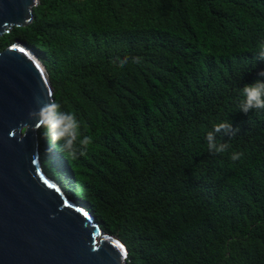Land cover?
<instances>
[{"label":"trees","instance_id":"16d2710c","mask_svg":"<svg viewBox=\"0 0 264 264\" xmlns=\"http://www.w3.org/2000/svg\"><path fill=\"white\" fill-rule=\"evenodd\" d=\"M17 40L93 137L71 159L40 128L45 170L130 264H264V110H240L241 89L264 79V0H40L0 51ZM223 121L228 149L210 153Z\"/></svg>","mask_w":264,"mask_h":264},{"label":"water","instance_id":"95a60500","mask_svg":"<svg viewBox=\"0 0 264 264\" xmlns=\"http://www.w3.org/2000/svg\"><path fill=\"white\" fill-rule=\"evenodd\" d=\"M39 3L0 0V38L31 24ZM54 92L33 48L17 40L0 51V264H130L125 242L44 168L29 113L51 105Z\"/></svg>","mask_w":264,"mask_h":264},{"label":"clouds","instance_id":"9594fccd","mask_svg":"<svg viewBox=\"0 0 264 264\" xmlns=\"http://www.w3.org/2000/svg\"><path fill=\"white\" fill-rule=\"evenodd\" d=\"M36 2L37 0H33L34 4ZM257 47L259 58L264 60V41H260ZM128 62V57H124L123 59L119 60V64L121 66L127 64ZM131 62L133 64H139L141 63V58L132 57ZM258 75L260 77H264V71H261L258 73ZM241 96L243 99L240 104V110L243 113L247 114L253 110H264V79H257L252 84H246L241 89ZM29 118L40 124L41 128L43 129V135L45 139L50 138L54 144H59V151L63 152L71 159H75L77 157L76 150L78 145L75 143V141H78L80 145L86 146L85 148H81L79 151V154H83L87 146H89L93 140L91 135L81 136L79 130L80 124L77 121L76 116L70 112L63 111L62 106L59 103H53L49 106L39 109L38 111L30 112ZM222 131H232V125L227 121H223L216 124L213 130L207 133V147L210 153L222 154L228 149L227 144L217 143L216 141V134ZM241 155L242 154L239 153H233L231 155V159L236 161L240 159ZM86 210L94 219L92 212L88 208H86ZM128 261L130 262L129 259Z\"/></svg>","mask_w":264,"mask_h":264},{"label":"rangeland","instance_id":"374dc122","mask_svg":"<svg viewBox=\"0 0 264 264\" xmlns=\"http://www.w3.org/2000/svg\"><path fill=\"white\" fill-rule=\"evenodd\" d=\"M40 128H41V126H40ZM39 130V129H38ZM39 132V131H38ZM38 135V142H39V145H40V135L39 134H37ZM47 142V141H46Z\"/></svg>","mask_w":264,"mask_h":264}]
</instances>
